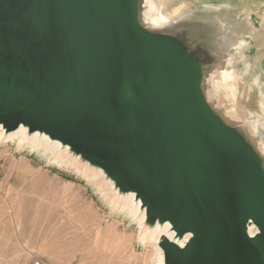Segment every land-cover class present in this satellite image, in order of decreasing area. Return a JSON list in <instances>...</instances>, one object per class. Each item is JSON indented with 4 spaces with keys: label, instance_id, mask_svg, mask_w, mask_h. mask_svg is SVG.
<instances>
[{
    "label": "water",
    "instance_id": "obj_1",
    "mask_svg": "<svg viewBox=\"0 0 264 264\" xmlns=\"http://www.w3.org/2000/svg\"><path fill=\"white\" fill-rule=\"evenodd\" d=\"M263 10L0 0V132L36 135L131 197L142 237L166 227L162 264H264Z\"/></svg>",
    "mask_w": 264,
    "mask_h": 264
},
{
    "label": "rangeland",
    "instance_id": "obj_2",
    "mask_svg": "<svg viewBox=\"0 0 264 264\" xmlns=\"http://www.w3.org/2000/svg\"><path fill=\"white\" fill-rule=\"evenodd\" d=\"M23 143L0 139V264L34 255L49 264H158L136 210L115 209L45 142Z\"/></svg>",
    "mask_w": 264,
    "mask_h": 264
},
{
    "label": "bare ground",
    "instance_id": "obj_3",
    "mask_svg": "<svg viewBox=\"0 0 264 264\" xmlns=\"http://www.w3.org/2000/svg\"><path fill=\"white\" fill-rule=\"evenodd\" d=\"M177 14V10L176 9H168V10H160L159 12V19L163 20V19H168V17H172L173 15H176ZM5 135H3L2 132H0V138H4L5 140H8V139H17L18 142L21 144L23 142H30V143H36V144H39V142H45L47 144L48 147H51L49 149H52L55 152H59V160L60 161H63L67 164H70L72 165L73 167H75L78 171H80L82 174L84 175H91L92 179L94 178H98V174L93 172V171H90L89 169L87 168H78L77 167V162L74 160V159H70L68 157H66L65 155H63V151H59L58 147L57 146H54V144H50L48 143L47 141H45L44 139L42 138H38L36 135H33L31 137H26L25 134H24V131L22 129H19L18 131H16L15 133H12V134H9L7 135L6 137H4ZM56 154V153H55ZM57 154V155H58ZM106 186L104 183H102L101 181V188L103 189V187ZM101 189V191H102ZM102 193H105L104 195L108 198H110V203L112 204L113 203V206L114 208L116 209H119V208H128L129 209V212L133 215V213L138 211V205L135 204L132 200L131 197H124V198H117L115 196V194H108L107 192L103 191ZM119 207V208H118ZM138 216V218L140 217V221H139V225H140V228L142 227L143 225V219H144V215L143 213L140 212L139 215H136V217ZM146 234L147 236V239H148V236H149V239L151 240V245H152V248H153V252L155 253L154 255H156L158 258H157V263L158 264H162V256L161 254L159 253V251L157 250L156 248V242H157V239L158 237L161 235V234H167L166 232V227H163V228H160V227H155L154 229L150 230V231H147L146 229L144 230V235ZM168 237L170 235H167Z\"/></svg>",
    "mask_w": 264,
    "mask_h": 264
},
{
    "label": "built area",
    "instance_id": "obj_4",
    "mask_svg": "<svg viewBox=\"0 0 264 264\" xmlns=\"http://www.w3.org/2000/svg\"><path fill=\"white\" fill-rule=\"evenodd\" d=\"M25 264H49L42 258L37 255H34L30 260H28Z\"/></svg>",
    "mask_w": 264,
    "mask_h": 264
}]
</instances>
